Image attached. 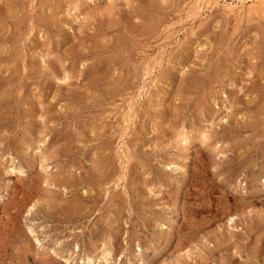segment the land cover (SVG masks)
Masks as SVG:
<instances>
[{
  "label": "rangeland",
  "instance_id": "1",
  "mask_svg": "<svg viewBox=\"0 0 264 264\" xmlns=\"http://www.w3.org/2000/svg\"><path fill=\"white\" fill-rule=\"evenodd\" d=\"M0 264H264V0H0Z\"/></svg>",
  "mask_w": 264,
  "mask_h": 264
},
{
  "label": "bare ground",
  "instance_id": "2",
  "mask_svg": "<svg viewBox=\"0 0 264 264\" xmlns=\"http://www.w3.org/2000/svg\"><path fill=\"white\" fill-rule=\"evenodd\" d=\"M72 205V204H71Z\"/></svg>",
  "mask_w": 264,
  "mask_h": 264
}]
</instances>
